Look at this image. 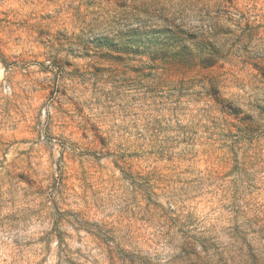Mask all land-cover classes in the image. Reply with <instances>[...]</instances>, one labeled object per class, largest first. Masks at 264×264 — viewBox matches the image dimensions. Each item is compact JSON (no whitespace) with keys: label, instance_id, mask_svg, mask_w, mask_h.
Instances as JSON below:
<instances>
[{"label":"clouds","instance_id":"obj_1","mask_svg":"<svg viewBox=\"0 0 264 264\" xmlns=\"http://www.w3.org/2000/svg\"><path fill=\"white\" fill-rule=\"evenodd\" d=\"M0 264H264V0H0Z\"/></svg>","mask_w":264,"mask_h":264}]
</instances>
